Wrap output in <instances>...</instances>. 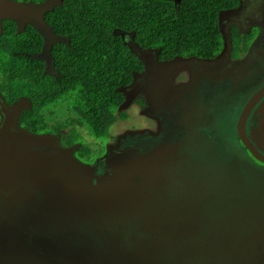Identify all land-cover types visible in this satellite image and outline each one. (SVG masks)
Instances as JSON below:
<instances>
[{
	"label": "flooded vegetation",
	"instance_id": "af4514ba",
	"mask_svg": "<svg viewBox=\"0 0 264 264\" xmlns=\"http://www.w3.org/2000/svg\"><path fill=\"white\" fill-rule=\"evenodd\" d=\"M5 1L25 5L28 3H42L45 0ZM54 9L55 6L52 10L45 12L43 17L46 24L51 28L53 39L58 34L54 32L48 14ZM242 10L243 13L240 19L228 17L229 15L234 16L235 13ZM223 19L225 26H222ZM0 22V35L4 32V29H8L10 32L14 30L15 34L25 31L21 39L26 43L28 50L21 53L27 55V57L40 60L47 73H54V63L53 66H50L53 58L52 51L59 43L54 42L50 52L45 51L44 49L47 46L44 45V38L34 23H25L23 29L18 31L17 19L2 18ZM219 24V30L220 28L222 30L221 46L213 56L203 57L201 55L184 54L162 58L160 54L158 55L160 62H168L175 57H179L183 63L174 75L173 85L177 92H175L176 97L168 107L152 111L146 108L144 96L137 92L136 95L140 96L131 100L128 103L130 105H127L123 110L126 112V117L121 118L120 121L112 125L107 137L94 139L93 142L96 144L91 142L94 146L92 149L98 147L97 151L84 156H81L79 152L83 143L75 142L71 145H65L68 141L59 132L47 134L57 138V144L60 148H70L77 145L72 155L80 162L90 165L99 177L104 171H110L109 168H106L107 165L150 155L152 160H150L148 166L153 168L154 166L151 165L154 164L156 170L161 172L164 179L160 183L163 191L158 190V193H156L152 190V195H149L153 200V211H147L146 214L152 216L162 214L165 218L175 220L195 214V218L200 219V225H202L201 220L204 216L205 218L218 217V207L220 205L228 210L224 204L229 199L236 201L235 199L239 198L237 197L238 180L237 178L233 179V184L227 177L225 182H216L213 179L215 173H212L211 167L201 166L203 157L198 155L203 154L206 145L214 150L212 152L213 158L215 156L216 158L219 156L227 158L228 174L237 170L243 176L248 173H252L253 177L264 175V163L256 160L241 144L237 131V122L244 106L264 88V0H236L234 6L221 10ZM38 36H40L41 42ZM25 37H27V40ZM38 41L40 43L36 46ZM224 41L229 46V49L224 53L226 59L222 63L216 64V58L225 49ZM136 72L140 73L135 74L132 83L125 88L132 86L138 80L142 70L134 71V73ZM143 85L144 88L150 85L157 86V82L149 79L140 83L137 88L141 89L140 87ZM158 86H161V83ZM0 96L7 102L1 90ZM125 101L124 94L122 104ZM233 102H235L234 106H232ZM122 104L120 109H122ZM223 113H226L229 117L228 128L232 133L229 138L224 137L219 130V122H221L219 117ZM131 115H134L135 118ZM139 116L145 118V121L141 124L136 123ZM129 120L135 122L131 127L126 126ZM118 124L119 131L112 132L111 129L118 128ZM245 133L257 151L264 156V93L259 97L247 117ZM215 159L212 160L215 161ZM216 161L221 162L222 160L218 158ZM202 169H205L206 176H209V179H202L196 175V173L200 174L199 171ZM140 180L141 178L134 179L136 183ZM238 184L240 187V181H238ZM9 199L11 198L0 197V264H3L5 260L12 264L19 261L20 263L23 262L22 264H58L54 259L52 260L55 262H51L52 260L42 258H47L46 256L51 252L58 255L62 245L58 243L57 237H54L55 239L52 241L47 240L43 244L40 252L43 251L42 253L45 254L39 253L42 257L35 258L33 256V258H29L31 254L22 250L28 248L29 241L26 242L25 239L29 240L31 238L29 231L34 229V223L31 220L35 217H31L28 210L32 209L40 212L45 218L49 217L50 214L52 216L63 213L77 214L74 213L71 207L67 209H64V207L47 208L41 203L39 196ZM186 202H188L187 205ZM190 202H194V205H190ZM261 209H264V207ZM92 213L97 214V222H101V218L106 217L103 213L107 212L101 211L100 206H95L91 211L81 210L78 215L86 216ZM108 216L106 218H113L111 215ZM128 216L134 217V215ZM260 216L264 217V211L261 212ZM133 220L130 222L131 226H125L124 231L119 232L120 237L114 243L101 238L91 242L71 237L70 244L72 246H74L75 241H78L74 246V250H76V255L80 256V261L64 260L60 264H86L89 259L93 264H101L102 253L110 255L111 264H134V262L137 263V260L138 262H143V259L149 260L150 258H147L146 255L153 257L152 254L155 249L152 238L149 239L152 231L141 228L139 222H135L138 224L135 225ZM135 220L139 221L138 219ZM207 222L204 221L203 226ZM30 243H32V246L41 245L37 241ZM29 248L33 249L30 246ZM142 250L145 251L142 252ZM110 252L113 253V256Z\"/></svg>",
	"mask_w": 264,
	"mask_h": 264
},
{
	"label": "trees",
	"instance_id": "16d2710c",
	"mask_svg": "<svg viewBox=\"0 0 264 264\" xmlns=\"http://www.w3.org/2000/svg\"><path fill=\"white\" fill-rule=\"evenodd\" d=\"M235 4L236 0H63L48 14L54 32L69 37V44L59 43L52 51L57 71L49 74L40 60L21 53L28 50L21 39L25 31L4 29L0 90L8 104L29 100L31 108L21 113L19 124L33 133L59 132L68 141L65 145H71L82 143L80 129L88 127L93 137L105 138L112 125L126 117V112H118L124 101L120 86L130 85L132 73L143 68L114 31L133 32L139 46L157 48L162 58L211 57L221 46L219 14ZM60 102L71 105L74 114L66 122H50L53 106ZM79 152L91 154L92 148L83 143Z\"/></svg>",
	"mask_w": 264,
	"mask_h": 264
},
{
	"label": "water",
	"instance_id": "95a60500",
	"mask_svg": "<svg viewBox=\"0 0 264 264\" xmlns=\"http://www.w3.org/2000/svg\"><path fill=\"white\" fill-rule=\"evenodd\" d=\"M54 6H62V0H45L42 3L25 5L0 0V19H17L18 31L23 29L25 23H34L44 38V45L47 46L44 50L48 51L53 42L64 41L59 37L52 38L51 28L43 19L44 13L52 10ZM220 32L222 33L221 28ZM224 47L225 49L218 58L226 57L224 53L229 46L225 41ZM142 53L147 62L144 73L132 84L135 92L141 91L137 86L149 79L158 83L161 79L168 80L171 74L179 70L183 64L179 57L168 62L158 61L156 50ZM152 54L155 56L153 57ZM119 90L124 93V88ZM161 90L162 88L158 86L144 88L145 94L149 97L155 96ZM263 93L264 88L250 99L240 113L237 122L238 138L241 144L262 163H264V156L248 139L245 133V123ZM126 103L128 102L125 101L123 106H126ZM30 108V102L25 99H18L14 104L8 105L0 96V197L15 200L19 197L39 196L41 203L47 208L64 207L67 209L71 207L77 215L81 210L91 211L95 206H100L103 212L117 214L118 219L127 214L136 215L138 220L151 227V230L159 236L167 234L168 237L176 238L174 242H180L182 238L185 239L203 230V223L200 225V220L195 218V214L177 220L165 218L162 214L157 216L146 214L147 211H153V200L149 195H152V190L156 193L158 190L163 191L160 183L164 179L154 164L151 165L154 169L148 166L152 160L150 155L107 165L106 168L110 171H104L99 177L90 165L80 162L72 155L77 145L63 149L58 146L57 138L47 133H33L21 127L19 117L23 111ZM135 178H141L140 182L136 183ZM190 205H194V202H190ZM232 213H237L236 216L242 218L237 211ZM259 219L255 218V223ZM261 221L263 224L264 217ZM224 239L229 240L231 248L237 249L235 255H239V251L245 248L241 246L245 245L250 238L247 236L239 247L234 246L235 240L232 243L228 233H225ZM250 240L248 241L250 244L247 243L246 246L249 247L251 244L255 246ZM221 248L222 246L216 248L217 253ZM229 252L233 255V251ZM29 258L33 257L29 256Z\"/></svg>",
	"mask_w": 264,
	"mask_h": 264
},
{
	"label": "rangeland",
	"instance_id": "374dc122",
	"mask_svg": "<svg viewBox=\"0 0 264 264\" xmlns=\"http://www.w3.org/2000/svg\"><path fill=\"white\" fill-rule=\"evenodd\" d=\"M242 13L243 10L235 13L234 16L229 15L228 17L240 19ZM223 21L224 19L222 20V26H225V22L223 23ZM128 44L131 47L134 46L131 41H129ZM257 44L259 45V42ZM144 56L145 55L142 53L141 57ZM216 59V64H220L226 59V57H219ZM177 71L171 74L168 80L164 79L159 82L161 83V86L159 87H161L162 90L153 97H149L148 94H145L144 85L140 87L141 91L138 90V92L142 94L141 96H144L146 108L154 111V109H162L169 106L170 102H172L176 97L175 92H177V89L174 88L173 80L174 75L177 73ZM150 87L153 86L150 85ZM124 93H126L125 99H127V102H130L135 97L140 96L136 95L138 93L135 92V89H133L132 86L125 88ZM234 105L235 102L232 103V106ZM53 107L55 115L54 117H51L50 122H64L67 117H70L72 116V114H74H71V105L69 104H61L60 102L55 104ZM131 117L135 118L134 115H131ZM219 119L221 120V122H219L220 133H222L224 137H231L232 133L228 128L229 117L226 115V113H223L220 115ZM144 121L145 118L139 116L136 123L141 124ZM134 123L135 122H131V120H129V123L127 122L126 126L131 127ZM117 127L118 128H114V130L112 128V132L116 130V132H118L120 129L119 124L117 125ZM80 132L82 133V143H84V145L90 146L91 148L94 147L91 144L94 139H92L90 128L85 127V129H80ZM93 144L96 143L93 142ZM207 146L208 145H206V147L204 148L203 154L198 155L199 157H203V164L201 166L211 167L212 173H215V175H213V179H215L216 182H225L227 177H229V179L234 184L233 179L237 178V180L240 181V187L237 181V197L239 198L235 199L236 201L229 199L224 204V206L229 211L222 208L223 206L220 205L218 207V217L215 216L212 218H205V216H201L203 218L201 220L202 223L204 221L208 222L204 226L203 230L200 231V233L197 234V232H195L193 235L187 236L185 239L182 238L180 242H174L176 238H173L172 236L168 237L167 234L164 236H159L158 233H154L153 230H151V227L145 225L143 222H141V220L136 221V215L134 217H130L127 214V217L124 216L121 219H118L119 217H117V214L103 213L106 215V217H109L108 215H111L113 216V218L104 217L101 218V222H97V214L95 213L88 214L86 216L74 215L71 213H63L54 216L50 214L49 217L45 218L43 214H40V212H36L30 209L28 210L29 215L31 217H35V219L31 220L34 223V229L29 231L31 234V238H29V240H27L26 238L25 241H29V246L33 247V249H30L28 246V248L22 250H24V252L26 253H30L32 257H42L39 255V253L45 254L42 253L43 251L40 252L43 244L47 240L52 241L53 239H55L54 237H57L59 241L58 243L62 245V248H60L58 255L55 254V252H51L46 256L47 258H42L48 259L50 261L54 259L58 264H60L64 260L79 262L80 256L76 255V250H74V246L78 243V241H75L74 246H72L70 244L72 240L71 237H77L81 241L89 240L91 242L95 241L97 238H101L107 242L114 243L120 237L119 232H123L125 226H131L130 222L134 219V223L139 222V224L142 226L141 228H146L152 231L151 233L148 232L150 233L149 239L152 238L151 240L154 242L155 246L154 252L152 254L154 255L153 257L146 255L147 258H150L149 260L143 259V262H138V260L136 259L137 263L134 262V264H264V223L262 224L261 221L263 217H260L261 212L264 211V209H261L262 207H264V175L253 177L252 173H248V176H243L238 173L237 170L232 171L230 174H228L229 165L228 163H226L227 158L224 156L218 157L217 155V157L221 158L222 160L221 162H217L216 160L218 158H216L215 156V159L212 155V152L214 150L211 147ZM97 149L98 147H95L94 150L92 149V152L97 151ZM212 159H215V161ZM199 173L201 175L196 173L199 178L209 179V176H206L207 173L205 172V169H202L201 171H199ZM231 189L233 191V187ZM233 211H237L239 214H241L242 218L237 217V213L233 214ZM255 218H260L257 223H255ZM209 219H211L210 222ZM135 225L138 224L135 223ZM81 233H83V235H81ZM225 233H228V236H230V240L232 241V243L235 240L234 246L237 245V247H239L240 244L244 242L247 236L250 239H253L249 240L250 242L255 244V246L251 244V246L247 247L246 244L249 241L247 240L246 244L241 246L245 247L243 251H239V255H235V253L237 254V249L231 248V246L229 245V240L224 239ZM252 236H254V238H251ZM34 241H37L41 245L32 246V243L30 242ZM218 246H222V248L219 250V253H217L216 251V248ZM162 248H164L165 250ZM228 249L231 252L233 251V255L228 251ZM143 251L145 250H142V252ZM246 252H248L249 254H247ZM110 254L111 256H113V253L110 252ZM89 260L86 261V264H93V262ZM101 260V264L112 263V259L109 254L102 253ZM55 261L52 260L51 262ZM22 263H20L19 261L16 264ZM3 264L12 263L5 260L3 261Z\"/></svg>",
	"mask_w": 264,
	"mask_h": 264
},
{
	"label": "clouds",
	"instance_id": "9594fccd",
	"mask_svg": "<svg viewBox=\"0 0 264 264\" xmlns=\"http://www.w3.org/2000/svg\"><path fill=\"white\" fill-rule=\"evenodd\" d=\"M175 1H177V0H175ZM62 2H63V0H62ZM56 7V6H55ZM44 17V16H43ZM219 27H220V24H219ZM114 33L115 34H117V35H119L120 37H121V39L123 40V43L125 44V46H127V48L137 57V59L140 61V63L142 64V66H143V68H142V73H144V71H145V65H146V62H147V60L144 58V57H141V54H142V52L143 51H157V59H158V55L160 54V52H159V50L157 49V48H153V47H141V46H139L137 43H136V41H135V36H134V33L133 32H126V31H123V30H116V31H114ZM62 38V39H64V41L63 42H56V43H64V44H69V37H67V36H60V35H55V39H57V38ZM129 38V39H128ZM129 41H131L133 44H134V46L133 47H131L129 44H128V42ZM54 43V42H53ZM52 43V44H53ZM52 46V45H51ZM51 49V48H50ZM49 52H50V50H48ZM152 56L154 57L155 56V54H152ZM159 61V60H158ZM50 66H53V62H51V65ZM57 71V69L55 68V70H54V72H56ZM134 73V72H133ZM132 73V74H133ZM137 73H140V72H136V73H134L133 74V78H134V76H135V74H137ZM141 73V74H142ZM159 85V83L157 82V86ZM157 86H153V87H157ZM125 87L126 86H120V88L119 89H125ZM148 87H150V86H147V88ZM159 87V86H158ZM27 101H29L28 99H26ZM129 103V102H128ZM128 103H126V106H123V104H122V109H120V107H119V109H118V112L119 111H123L126 107H127V104ZM14 104V103H13ZM10 105V104H9ZM12 105V104H11ZM121 119H119V120H117L116 122H118V121H120ZM50 135V134H49ZM92 136V135H91ZM91 139V138H90ZM92 139H97V138H95V137H93L92 136ZM262 163V162H261Z\"/></svg>",
	"mask_w": 264,
	"mask_h": 264
},
{
	"label": "bare ground",
	"instance_id": "6f19581e",
	"mask_svg": "<svg viewBox=\"0 0 264 264\" xmlns=\"http://www.w3.org/2000/svg\"><path fill=\"white\" fill-rule=\"evenodd\" d=\"M21 99H23V98H21ZM26 100V99H25Z\"/></svg>",
	"mask_w": 264,
	"mask_h": 264
}]
</instances>
